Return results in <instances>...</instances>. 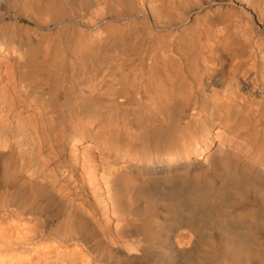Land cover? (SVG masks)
<instances>
[{
    "label": "bare ground",
    "instance_id": "1",
    "mask_svg": "<svg viewBox=\"0 0 264 264\" xmlns=\"http://www.w3.org/2000/svg\"><path fill=\"white\" fill-rule=\"evenodd\" d=\"M0 264H264V0H0Z\"/></svg>",
    "mask_w": 264,
    "mask_h": 264
},
{
    "label": "rangeland",
    "instance_id": "2",
    "mask_svg": "<svg viewBox=\"0 0 264 264\" xmlns=\"http://www.w3.org/2000/svg\"><path fill=\"white\" fill-rule=\"evenodd\" d=\"M226 5H229V6H227V7H229V8L232 7V9L235 8L236 10H237V9L240 10V8H242L241 6H239V3H238V4H234L233 6H232V4H225V6H226ZM235 6H236V7H235ZM33 8H34V7H33ZM33 8L28 9L27 12H26L25 14L21 12V13H20V14H21V18H20V20H28V19H29V20H31V19H32V20H33V19H34V20H36V19H37V20H50V18H53V17H54V19H51V20H55V19L57 18V17L55 18V16H58V15H59V14H58V13H59V12H58L59 10L57 9L58 7H57V8H54V9H48V10H45L43 7H42V8L40 7V8H38L39 10H41V11H39L40 13L37 12L38 10H36V11L33 10ZM189 8H190V9H189ZM189 8H188V9H189L190 12L188 11L187 8H185V10L187 9L188 13L191 14L192 17H193V15H194V16L197 15V13L195 12V10H193V9H195V8H193L192 10H191V7H189ZM35 9H36V8H35ZM42 9H43V10H42ZM235 9H233V10L235 11ZM44 10L47 11V12H43ZM53 10H54V11H53ZM63 10H64V12H67V11H68L66 8L62 9V11H63ZM65 10H66V11H65ZM107 10H108V9H107ZM238 10H237V11H238ZM28 11H30L31 14L33 13V14H32L33 16H31V14H30ZM62 11H61V12H62ZM64 12H63V13H64ZM107 12L110 13L111 10H109V11H107ZM107 12H106V13H107ZM27 13H28V14H27ZM36 13H37V14H36ZM109 13L107 14V19H106V20H109L108 18H109V16L111 15V13H110V14H109ZM22 14L27 15V16H24V17H25V18H24ZM29 14H30V17H29ZM38 14H40V15H38ZM55 14H56V15H55ZM247 14H248V13H245L246 16H247ZM252 15H253V18L256 20V19H257V15H254L253 13H252ZM34 16H36V18H34ZM50 16H51V17H50ZM22 17H23V18H22ZM27 17H29V18H27ZM32 17H33V18H32ZM46 17H47V18H46ZM176 18H177V20H178V19H179V20H184V19H180V18H178V17H176ZM176 18H174L173 20H175ZM190 18H191V17H189L188 20H190ZM253 18H252V20H253ZM56 20H57V19H56ZM185 20H187V19H185Z\"/></svg>",
    "mask_w": 264,
    "mask_h": 264
}]
</instances>
